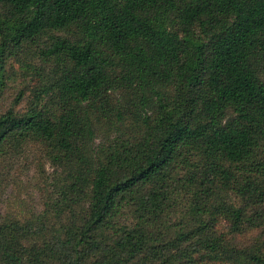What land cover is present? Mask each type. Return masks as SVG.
<instances>
[{
	"label": "trees",
	"instance_id": "obj_1",
	"mask_svg": "<svg viewBox=\"0 0 264 264\" xmlns=\"http://www.w3.org/2000/svg\"><path fill=\"white\" fill-rule=\"evenodd\" d=\"M29 49L0 154L64 160L62 224L1 218L0 264H264V0H0V100Z\"/></svg>",
	"mask_w": 264,
	"mask_h": 264
},
{
	"label": "rangeland",
	"instance_id": "obj_2",
	"mask_svg": "<svg viewBox=\"0 0 264 264\" xmlns=\"http://www.w3.org/2000/svg\"><path fill=\"white\" fill-rule=\"evenodd\" d=\"M25 55L31 64L21 65L13 61L15 71L9 77L7 90L0 100L2 107L14 104L21 85H33L37 81L33 66L41 68L43 61L30 49L25 51ZM29 96L30 90H27L18 106H25ZM114 133L110 128H101L96 132L94 141L109 140ZM53 157L50 146L36 140L4 148L0 154V219L21 222L45 212L54 225L62 224L54 211L51 213L48 209L61 198L67 168L64 160L57 162Z\"/></svg>",
	"mask_w": 264,
	"mask_h": 264
}]
</instances>
